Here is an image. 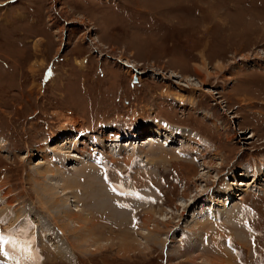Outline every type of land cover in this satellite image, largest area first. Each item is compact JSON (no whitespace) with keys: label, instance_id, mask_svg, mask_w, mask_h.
<instances>
[{"label":"rangeland","instance_id":"1","mask_svg":"<svg viewBox=\"0 0 264 264\" xmlns=\"http://www.w3.org/2000/svg\"><path fill=\"white\" fill-rule=\"evenodd\" d=\"M0 233L20 264H264V0H0Z\"/></svg>","mask_w":264,"mask_h":264},{"label":"snow or ice","instance_id":"2","mask_svg":"<svg viewBox=\"0 0 264 264\" xmlns=\"http://www.w3.org/2000/svg\"><path fill=\"white\" fill-rule=\"evenodd\" d=\"M5 245L9 250H5ZM29 251L28 242L14 238L11 234L0 233V255L5 257H11L16 260V264H20V260L17 256L24 258Z\"/></svg>","mask_w":264,"mask_h":264},{"label":"bare ground","instance_id":"3","mask_svg":"<svg viewBox=\"0 0 264 264\" xmlns=\"http://www.w3.org/2000/svg\"><path fill=\"white\" fill-rule=\"evenodd\" d=\"M71 119H72V118H71ZM78 151H80V150H78ZM76 156H78V155H76ZM55 161L57 162V164H59L60 161H62V160L57 161V160L55 159ZM86 162H88V163L90 164L91 161L87 160V158H86ZM64 163H65V162L62 161V164H64ZM60 164H61V163H60ZM83 164H84V163H83ZM70 165H71V164H70ZM87 165H88V164H87ZM90 165H92V164H90ZM94 165H96V164H94ZM100 172H102V169L100 170ZM94 176H95V175H94ZM89 177H90V176H89ZM89 179H90V178H89ZM93 179H94V178H93ZM59 181H61V180H59ZM252 182H253V181H252ZM65 183H67V182H65ZM88 183H89V181H88ZM237 183H238V182H237ZM237 183H236V184H237ZM240 184H244V185H245V184H247V183H246V182H241V181H240ZM61 185H62V184H61ZM249 185H250V184H249ZM51 186H52V185H51ZM53 186H55V185H53ZM59 193H61V192H59ZM114 193H117V191H114ZM61 194L63 195L64 192L61 193ZM205 213H206V212H205ZM150 214H151V213H150ZM150 214H148V217H150ZM206 214H207V213H206ZM204 218H205V217H204ZM147 220H148V218H147ZM149 220H150V218H149ZM151 220H152V219H151ZM151 220H150V221H151ZM198 220H199V219H198ZM62 230H63V229H62ZM146 233H147V232H146ZM146 233H145V234H146ZM180 233H182L181 230H180ZM32 234H33V233H32ZM145 236H146V235H145ZM144 238H145V237H144ZM65 255H66V254H65ZM68 256H69V255H68ZM65 257H66V256H65ZM201 260H202V259H201Z\"/></svg>","mask_w":264,"mask_h":264}]
</instances>
